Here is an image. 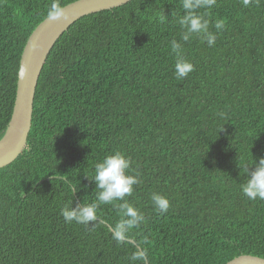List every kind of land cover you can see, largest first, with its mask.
I'll return each mask as SVG.
<instances>
[{
    "label": "trees",
    "instance_id": "16d2710c",
    "mask_svg": "<svg viewBox=\"0 0 264 264\" xmlns=\"http://www.w3.org/2000/svg\"><path fill=\"white\" fill-rule=\"evenodd\" d=\"M51 3L0 0V139L25 46ZM198 11L217 36L212 47L200 35L182 40L180 0H132L81 18L57 41L39 79L28 143L0 169V264H132L136 245L148 250L149 264L264 258V201L240 188L244 165L264 157V0L247 7L216 0ZM174 39L195 68L181 80ZM116 151L139 175L126 199L145 216L122 245L98 222L68 223L60 214L95 200L94 166ZM153 193L169 199L167 213L155 209ZM98 214L113 225L119 219L113 205Z\"/></svg>",
    "mask_w": 264,
    "mask_h": 264
},
{
    "label": "clouds",
    "instance_id": "9594fccd",
    "mask_svg": "<svg viewBox=\"0 0 264 264\" xmlns=\"http://www.w3.org/2000/svg\"><path fill=\"white\" fill-rule=\"evenodd\" d=\"M247 7L250 0H242ZM184 15L178 20L182 29V40L188 42L193 35H200L209 47L215 45L217 36L209 30L210 20L205 17L207 12L201 13L200 9H211L215 6L216 0H180ZM67 20L68 17L65 9L59 3V0H52L51 5L47 10V19L50 21H57L60 19ZM166 16L160 17V22L164 23ZM215 28L220 31L224 28V21H215ZM171 50L176 54L174 64V75L176 79L181 80L189 76L195 68L194 65L187 60L182 54V45L177 40H172L170 44ZM24 68L19 69L18 74H24ZM131 158L125 154L116 151L114 154H109L103 158L102 161L97 162L94 166V176L91 181L95 182L96 189L95 200L91 203H77L73 207V203L64 206L60 214L66 222L71 223L75 221L78 224L93 225L98 222L103 225L108 232L111 233L112 239L118 244H125L132 240V230L139 228L145 221V216L133 204L129 203L126 197H130L134 193V187L141 181L139 175H130ZM247 173L246 180L240 185L241 191L245 197L252 201H264V157H260L258 162L249 166L244 165ZM65 175H56L55 179L63 180ZM68 191L75 195L77 187L74 183L64 181ZM151 201L155 209L159 213H167L170 207V201L167 197L153 193ZM119 202V203H117ZM101 205H113L116 209V215L119 219L113 225L107 220L99 216V209ZM144 243H147L145 237ZM132 264H149L148 250L140 245H136V250L130 257Z\"/></svg>",
    "mask_w": 264,
    "mask_h": 264
},
{
    "label": "water",
    "instance_id": "95a60500",
    "mask_svg": "<svg viewBox=\"0 0 264 264\" xmlns=\"http://www.w3.org/2000/svg\"><path fill=\"white\" fill-rule=\"evenodd\" d=\"M132 0H78L65 7L67 20L45 19L29 37L18 75L17 95L12 118L0 139V169L12 164L23 152L32 128L34 103L39 79L50 52L61 36L81 18L123 6ZM227 264H264V258L241 255Z\"/></svg>",
    "mask_w": 264,
    "mask_h": 264
}]
</instances>
